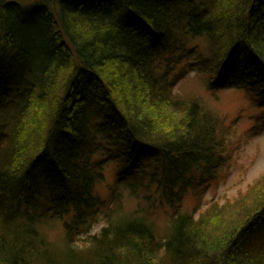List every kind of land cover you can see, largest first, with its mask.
Listing matches in <instances>:
<instances>
[{
	"label": "trees",
	"instance_id": "1",
	"mask_svg": "<svg viewBox=\"0 0 264 264\" xmlns=\"http://www.w3.org/2000/svg\"><path fill=\"white\" fill-rule=\"evenodd\" d=\"M192 74L264 110V0H0V264H264V184L204 208L231 127Z\"/></svg>",
	"mask_w": 264,
	"mask_h": 264
},
{
	"label": "rangeland",
	"instance_id": "2",
	"mask_svg": "<svg viewBox=\"0 0 264 264\" xmlns=\"http://www.w3.org/2000/svg\"><path fill=\"white\" fill-rule=\"evenodd\" d=\"M176 93L182 98L200 101L205 109L218 114L231 127L228 150L231 153L225 173L217 189L207 194L204 208L214 204L227 207L242 205L257 183L264 184V110L252 106L240 90L228 89L212 96L193 74L179 83ZM112 183L113 177L109 169L106 181L97 186L103 197L108 195L107 187ZM194 204L193 198L189 197L185 207L192 209ZM124 205L129 210L134 208L135 203L125 197ZM163 220L164 218H159L158 224H163ZM54 224L49 236L55 242L61 240L63 231L61 224ZM102 226L103 222L96 225L93 233H97Z\"/></svg>",
	"mask_w": 264,
	"mask_h": 264
}]
</instances>
